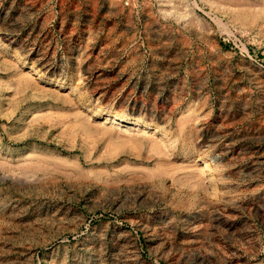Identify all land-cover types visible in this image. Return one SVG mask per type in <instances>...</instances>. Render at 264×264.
Instances as JSON below:
<instances>
[{"label": "rangeland", "instance_id": "1", "mask_svg": "<svg viewBox=\"0 0 264 264\" xmlns=\"http://www.w3.org/2000/svg\"><path fill=\"white\" fill-rule=\"evenodd\" d=\"M0 264H264V0H0Z\"/></svg>", "mask_w": 264, "mask_h": 264}, {"label": "bare ground", "instance_id": "2", "mask_svg": "<svg viewBox=\"0 0 264 264\" xmlns=\"http://www.w3.org/2000/svg\"><path fill=\"white\" fill-rule=\"evenodd\" d=\"M134 124H137V123H134Z\"/></svg>", "mask_w": 264, "mask_h": 264}]
</instances>
